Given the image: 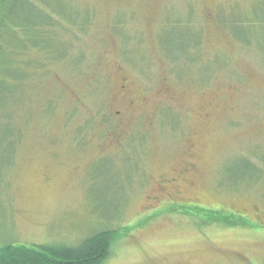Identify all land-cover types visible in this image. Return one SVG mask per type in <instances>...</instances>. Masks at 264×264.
I'll return each mask as SVG.
<instances>
[{
	"label": "rangeland",
	"instance_id": "1",
	"mask_svg": "<svg viewBox=\"0 0 264 264\" xmlns=\"http://www.w3.org/2000/svg\"><path fill=\"white\" fill-rule=\"evenodd\" d=\"M109 230L103 264H264V0H0V247Z\"/></svg>",
	"mask_w": 264,
	"mask_h": 264
},
{
	"label": "trees",
	"instance_id": "2",
	"mask_svg": "<svg viewBox=\"0 0 264 264\" xmlns=\"http://www.w3.org/2000/svg\"><path fill=\"white\" fill-rule=\"evenodd\" d=\"M227 25L230 24L227 23ZM83 26L85 29L86 25L84 24ZM228 29H230L229 26ZM230 35L233 36V39L236 43L241 44L245 42V44L246 43L251 44L253 42L254 34L252 33L250 34L249 32L241 35L239 34V32L236 31L233 32L230 29ZM161 38L163 39L162 34L159 37L162 52L165 55H167L168 58L171 59L170 61L172 62L174 61V63H177L179 59H181L182 61H184L183 63L187 62L189 64L190 63L194 64L195 62H198V65H200L201 60L198 57L199 55L196 54L192 56L190 54V49L200 48L198 46L201 45L200 37L199 36L197 37V35H195L194 32H193V36H191L189 33L182 34L179 42L186 43L184 48H182L180 45V48L178 47L176 49H172L175 47L172 46L171 48L169 45L170 44L169 34H168V39L166 38L162 41ZM62 44L64 43L62 42ZM167 44L168 46L164 49L163 47H165ZM168 52L170 56L167 54ZM73 53L74 51L68 47L61 49L58 48L57 50L55 49L53 50L52 53L53 62L51 63L55 64L56 62L61 61L67 64V60H66L67 57L71 55L73 58L76 55V53L75 54ZM75 57H77V55ZM78 57H80V55H78ZM195 57H198V60H195ZM260 161L263 162L262 160ZM249 164L254 166L252 163ZM256 169L258 170L257 167ZM192 209L198 210L199 208L195 207ZM228 211L230 210L228 209ZM224 212L223 210L220 212H214L216 216H219V213H222L221 215L223 216L220 219H216V217H214L212 219L213 222L217 223L216 221L218 220L227 222L228 218H232L231 215H229L228 217L224 216L225 214ZM116 237L117 234L115 231L112 230L103 231L91 238L86 239L76 248H71L67 246H50V245L33 246V247L7 245L0 247V264H103L110 256V251L112 249L114 241L116 240Z\"/></svg>",
	"mask_w": 264,
	"mask_h": 264
},
{
	"label": "flooded vegetation",
	"instance_id": "3",
	"mask_svg": "<svg viewBox=\"0 0 264 264\" xmlns=\"http://www.w3.org/2000/svg\"><path fill=\"white\" fill-rule=\"evenodd\" d=\"M119 114V113H118ZM162 188V186H161ZM162 193H165L166 196H167V203H173V204H181V203H178L177 200L173 197V195L168 191V189H163L162 188ZM182 205V204H181Z\"/></svg>",
	"mask_w": 264,
	"mask_h": 264
}]
</instances>
